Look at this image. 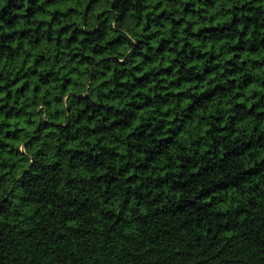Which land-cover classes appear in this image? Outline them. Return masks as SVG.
I'll list each match as a JSON object with an SVG mask.
<instances>
[{"label":"trees","instance_id":"obj_1","mask_svg":"<svg viewBox=\"0 0 264 264\" xmlns=\"http://www.w3.org/2000/svg\"><path fill=\"white\" fill-rule=\"evenodd\" d=\"M0 264H264V0H0Z\"/></svg>","mask_w":264,"mask_h":264}]
</instances>
